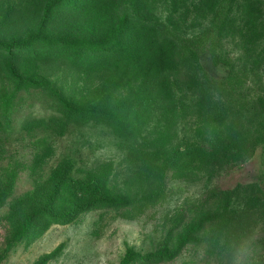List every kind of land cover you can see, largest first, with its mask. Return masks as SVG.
Listing matches in <instances>:
<instances>
[{
    "label": "rangeland",
    "instance_id": "374dc122",
    "mask_svg": "<svg viewBox=\"0 0 264 264\" xmlns=\"http://www.w3.org/2000/svg\"><path fill=\"white\" fill-rule=\"evenodd\" d=\"M216 1L0 0V264H264V146L243 150L228 174L200 155L172 160L208 140L203 119L155 95L129 114L139 62L102 58L115 43L147 58L142 24L213 32L221 64L206 55V80L233 91L254 145L264 0ZM232 66L236 77L220 79ZM206 80L188 75L182 92Z\"/></svg>",
    "mask_w": 264,
    "mask_h": 264
},
{
    "label": "trees",
    "instance_id": "16d2710c",
    "mask_svg": "<svg viewBox=\"0 0 264 264\" xmlns=\"http://www.w3.org/2000/svg\"><path fill=\"white\" fill-rule=\"evenodd\" d=\"M215 3L218 4L219 0ZM142 27L154 39L151 51L146 55L147 58H144L140 50H137L138 54L134 53V56H131L130 50L123 52L116 43L113 46L110 44L104 47L106 52H108L104 54L109 55H103L102 58H105L107 62H117L122 59L130 60V58L139 62L135 64L133 70L141 72L140 77L142 81L140 82L139 93L137 94L138 101L133 103L128 102L126 105V110L129 114L135 108L139 110L147 105V103L152 104L151 100L153 99V95H155L159 97L158 102H164L166 108H169L174 115L180 111V113L189 117L190 120L195 118L203 119L200 126H204V132L208 128L210 132L203 133L202 135H208V140H200L182 151L174 152L172 160H178V158L182 160L183 158L200 155L208 159L207 166H220L221 168L226 166V173L228 174L234 168L233 162H237L236 158L242 155L243 150L249 148L253 150L258 144L264 146V125L262 124V128L260 127L258 130L249 132L251 138H261L255 139L256 144H250V138H245L242 133V122L245 118L241 116L240 119L239 114L237 115L233 111L237 106L233 101V91L223 89L221 91L219 89L218 91L213 89V85L206 80L208 79V74L204 72L202 66V61L206 55L211 54L215 65L221 64L219 63V53L213 50L212 47L213 32L205 30L201 33H196L194 36L187 37L163 23L142 24ZM245 28L248 27L246 26ZM241 38L242 41L246 39L250 41L252 38L251 30L249 31L248 29L245 34L241 35ZM100 50L103 51V47ZM188 75L194 81H197L199 76L207 81L202 85L203 89L199 88L197 83L195 84L196 88H199L201 91H198L194 95L182 92L183 89L188 88V86L183 84ZM235 75V68L232 66L228 77H221L220 79L227 80L230 77H236ZM148 94L150 95L144 99ZM192 98H200L197 100L199 105L191 106ZM252 102L254 111L257 106L262 108V113L251 117L256 122L261 116H264V97ZM100 107L103 108L104 106ZM122 108L125 107L123 106ZM225 142L229 146L225 145ZM212 158L214 159L211 160ZM215 193L217 192L215 191ZM222 193V191H219L217 194ZM252 198L258 199L259 194L255 193V195H252ZM260 200L264 201V196Z\"/></svg>",
    "mask_w": 264,
    "mask_h": 264
}]
</instances>
